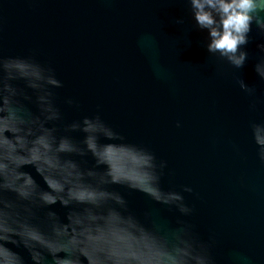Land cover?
Instances as JSON below:
<instances>
[{
	"label": "water",
	"instance_id": "1",
	"mask_svg": "<svg viewBox=\"0 0 264 264\" xmlns=\"http://www.w3.org/2000/svg\"><path fill=\"white\" fill-rule=\"evenodd\" d=\"M0 264H264V0H0Z\"/></svg>",
	"mask_w": 264,
	"mask_h": 264
}]
</instances>
